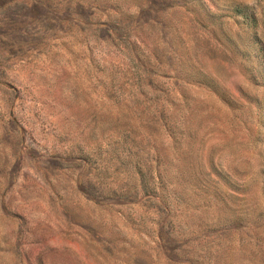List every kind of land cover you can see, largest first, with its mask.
<instances>
[{
    "label": "rangeland",
    "instance_id": "374dc122",
    "mask_svg": "<svg viewBox=\"0 0 264 264\" xmlns=\"http://www.w3.org/2000/svg\"><path fill=\"white\" fill-rule=\"evenodd\" d=\"M0 264H264V0H0Z\"/></svg>",
    "mask_w": 264,
    "mask_h": 264
}]
</instances>
